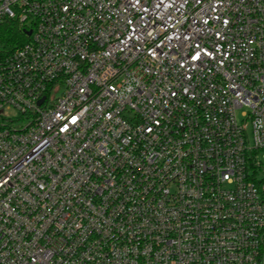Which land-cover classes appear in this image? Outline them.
<instances>
[{"label": "built area", "instance_id": "2783aa9c", "mask_svg": "<svg viewBox=\"0 0 264 264\" xmlns=\"http://www.w3.org/2000/svg\"><path fill=\"white\" fill-rule=\"evenodd\" d=\"M6 19L26 40L0 50V264H264V0Z\"/></svg>", "mask_w": 264, "mask_h": 264}, {"label": "trees", "instance_id": "16d2710c", "mask_svg": "<svg viewBox=\"0 0 264 264\" xmlns=\"http://www.w3.org/2000/svg\"><path fill=\"white\" fill-rule=\"evenodd\" d=\"M26 40V36L14 19H6L0 23V50H10L16 44Z\"/></svg>", "mask_w": 264, "mask_h": 264}, {"label": "snow or ice", "instance_id": "6c2138e0", "mask_svg": "<svg viewBox=\"0 0 264 264\" xmlns=\"http://www.w3.org/2000/svg\"><path fill=\"white\" fill-rule=\"evenodd\" d=\"M200 56H201V52L197 51V52L195 53V55H193V56L191 57V59H192V60H197V59H199ZM76 121H77V118H76V117H73V118H72V123H76ZM66 128H67V125H65L64 128H61V131H65Z\"/></svg>", "mask_w": 264, "mask_h": 264}, {"label": "rangeland", "instance_id": "374dc122", "mask_svg": "<svg viewBox=\"0 0 264 264\" xmlns=\"http://www.w3.org/2000/svg\"><path fill=\"white\" fill-rule=\"evenodd\" d=\"M7 113L10 115V116H12V117H17L18 115H17V113L15 112V110H8L7 111Z\"/></svg>", "mask_w": 264, "mask_h": 264}]
</instances>
